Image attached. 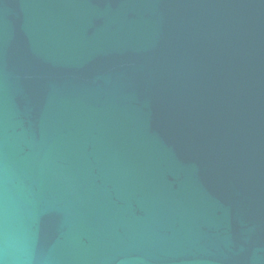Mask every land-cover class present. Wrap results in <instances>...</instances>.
I'll return each mask as SVG.
<instances>
[{
  "label": "water",
  "instance_id": "95a60500",
  "mask_svg": "<svg viewBox=\"0 0 264 264\" xmlns=\"http://www.w3.org/2000/svg\"><path fill=\"white\" fill-rule=\"evenodd\" d=\"M0 264H264V0H0Z\"/></svg>",
  "mask_w": 264,
  "mask_h": 264
}]
</instances>
